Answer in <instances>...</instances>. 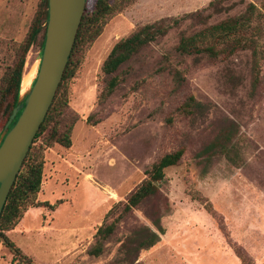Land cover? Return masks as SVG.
Wrapping results in <instances>:
<instances>
[{
    "label": "rangeland",
    "instance_id": "1",
    "mask_svg": "<svg viewBox=\"0 0 264 264\" xmlns=\"http://www.w3.org/2000/svg\"><path fill=\"white\" fill-rule=\"evenodd\" d=\"M94 1L88 0V7ZM212 1L137 0L83 47L76 72L65 84V122L77 119L71 146L55 144L43 152L37 201L61 203L54 210L28 208L4 232L34 264H114L121 241L134 226L155 230L146 217L153 213L161 216L164 234L139 253L135 264H264V60L253 87L249 50L218 61L205 55L180 57L175 47L178 33L192 30L187 22L122 65L115 74L120 79L116 90L103 96L107 77L101 68L117 41L138 27L200 11ZM221 1L229 10L208 24L237 16L251 4L264 14V0ZM39 2L0 0V85L19 60ZM39 61L33 46L22 73V79H30L29 89ZM174 71L180 72L179 84ZM190 98L194 104L188 112L184 107ZM224 130L232 133L229 156L206 153ZM178 150L183 155L165 170L157 198L120 224L102 256H89L106 213L125 202L162 156ZM195 192L210 210L191 198ZM0 264H20L1 239Z\"/></svg>",
    "mask_w": 264,
    "mask_h": 264
},
{
    "label": "trees",
    "instance_id": "2",
    "mask_svg": "<svg viewBox=\"0 0 264 264\" xmlns=\"http://www.w3.org/2000/svg\"><path fill=\"white\" fill-rule=\"evenodd\" d=\"M136 1L95 0L92 7H88V0L86 1L85 11L62 80L10 189L0 215V239L13 251L20 264H34V262L14 247L5 237L4 232L13 229L28 208L44 206L54 210L61 203V201L52 205L39 203L37 195L42 184L44 150L55 144L63 148L71 146L72 125L77 119L73 118L70 125L65 122L68 109L65 84L76 72L83 47L92 43L101 34L111 18ZM228 8L222 5L221 0H214L200 11L178 18L161 19L138 27L129 36L117 41L101 68L102 73L107 77L103 96L108 97L116 90L120 79L115 74L122 65L130 61L149 44L166 36L171 30L181 28L187 22H190L192 30H181L178 33L175 47V53L178 56L205 55L213 61H218L224 60L238 51L249 50L252 57V86L255 87L259 82L261 63L264 60V14L251 4L237 16H229L215 24H208L211 18L229 10ZM46 24L47 0H40L27 36L19 49V60L9 69L0 85V136L20 97V84L27 52L35 46L39 58L41 56ZM166 68V66H162L160 71H165ZM174 78L179 84L180 72L174 71ZM193 104L194 100L190 98L185 104V110L190 112ZM17 117L9 128L14 125ZM90 120L91 117H88L87 121ZM38 140L41 143L36 145ZM231 141V130H224L206 147L205 152H212V154L219 152L228 157L233 150ZM182 155L183 151L178 150L162 156L146 173V178L127 196L125 202L115 204L106 213L102 224L93 235L92 244L87 249L89 256L93 258L102 256L106 251L107 241L116 233L120 224L129 218L133 211L157 198L165 170L177 165ZM191 198L206 203V208L210 210L209 203L198 192L192 193ZM153 214H147L146 217L155 230L144 225L134 226L121 241L118 258L114 264H135L141 251L149 250L160 241V235L164 234V229L160 224L161 216H158V213ZM236 253L245 263V257L239 251Z\"/></svg>",
    "mask_w": 264,
    "mask_h": 264
},
{
    "label": "water",
    "instance_id": "3",
    "mask_svg": "<svg viewBox=\"0 0 264 264\" xmlns=\"http://www.w3.org/2000/svg\"><path fill=\"white\" fill-rule=\"evenodd\" d=\"M86 1L47 0V24L37 75L26 95L19 97L0 136V215L62 80Z\"/></svg>",
    "mask_w": 264,
    "mask_h": 264
},
{
    "label": "bare ground",
    "instance_id": "4",
    "mask_svg": "<svg viewBox=\"0 0 264 264\" xmlns=\"http://www.w3.org/2000/svg\"><path fill=\"white\" fill-rule=\"evenodd\" d=\"M33 61H35V60H33ZM31 62H32V60L30 61V64H31ZM29 85H30V79L27 77H24L22 79V83H21L20 98H23L26 95V93L29 91Z\"/></svg>",
    "mask_w": 264,
    "mask_h": 264
}]
</instances>
